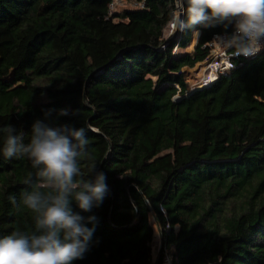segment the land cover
<instances>
[{"label":"trees","instance_id":"16d2710c","mask_svg":"<svg viewBox=\"0 0 264 264\" xmlns=\"http://www.w3.org/2000/svg\"><path fill=\"white\" fill-rule=\"evenodd\" d=\"M113 1L0 0V236L35 231L21 200L39 186L27 157L3 156L2 129L28 143L41 120L85 128L82 171L95 163L110 190L89 213L72 202L97 217L73 264H164L165 249L173 264H264V49L177 98L221 29L168 40L174 0H122L143 7L111 15Z\"/></svg>","mask_w":264,"mask_h":264},{"label":"clouds","instance_id":"9594fccd","mask_svg":"<svg viewBox=\"0 0 264 264\" xmlns=\"http://www.w3.org/2000/svg\"><path fill=\"white\" fill-rule=\"evenodd\" d=\"M169 26L173 33L188 30L195 35L200 29L220 28L215 34L217 42L230 49L232 57L249 58L264 49V0H174ZM49 115L51 110L45 112V117ZM58 115L67 116L69 110L61 109ZM2 131L7 133L3 156L27 157L38 169L39 186L21 200L34 215L35 231L0 236V264H73L84 259L97 217L75 212L72 202L89 213L102 205L110 191L105 173L96 171L95 163L87 175L82 171L81 160L88 156L89 143L85 128L50 126L36 120L28 143L12 125ZM92 173L93 179H88ZM10 200L16 203L15 197Z\"/></svg>","mask_w":264,"mask_h":264},{"label":"built area","instance_id":"2783aa9c","mask_svg":"<svg viewBox=\"0 0 264 264\" xmlns=\"http://www.w3.org/2000/svg\"><path fill=\"white\" fill-rule=\"evenodd\" d=\"M123 2L122 0H114L110 5V14L114 15L112 9L115 7L116 3ZM137 7H143V5H137ZM179 31L175 33L170 29V33L168 36H165L168 40L174 39ZM165 34V33H164ZM174 36V37H173ZM208 48V56L203 61L198 63L194 68L184 67L180 74H182L185 78L186 88L181 87L179 84H175L176 89L178 90L177 98H181L189 93L194 92L195 90L202 89L205 87L211 86L217 80H219L222 76H226L231 71L239 68L242 62L246 60L253 59L259 55V53L255 56L244 58L239 57L238 59L231 56V50H226L223 48L216 40L215 36L212 41L207 45ZM175 52L178 51V46L174 49ZM232 63L236 66L234 68L228 67V64ZM191 77V83L189 85L186 84L188 77ZM162 248V245H161ZM161 251V250H160ZM174 258L173 253L170 250L165 249L164 255V264H173Z\"/></svg>","mask_w":264,"mask_h":264},{"label":"rangeland","instance_id":"374dc122","mask_svg":"<svg viewBox=\"0 0 264 264\" xmlns=\"http://www.w3.org/2000/svg\"><path fill=\"white\" fill-rule=\"evenodd\" d=\"M136 6L137 5H135V4L131 3V2L123 1V2H120V3H116L115 4V7L112 9V12H113V14H119V15H121L125 9H127V8H135ZM170 29H171L170 26H168L165 29V31H164L165 36H168L169 35ZM195 37H196V35H195ZM188 78L189 79H187V82H186L187 85H189L191 83V80H190L191 77L189 76ZM185 88H186V86H185ZM156 233L157 234L155 236L154 245H153V252H154V256L155 257L160 252V250H161V243H162L161 236L159 234L158 229H157Z\"/></svg>","mask_w":264,"mask_h":264},{"label":"crops","instance_id":"0c3cea01","mask_svg":"<svg viewBox=\"0 0 264 264\" xmlns=\"http://www.w3.org/2000/svg\"><path fill=\"white\" fill-rule=\"evenodd\" d=\"M196 36H197V37H196V43H195V46H196V44H197V40H198V36H199V35H196ZM194 39H195V34L193 35V40H194ZM193 40H192V41H193ZM191 43H192V42H191ZM190 45H191V44H190ZM190 45H189V47H190ZM189 47H188L186 50H183L182 52H184V53H185V52H187V53H191V52L194 50V48H195V47H194L193 50L190 51V50H189Z\"/></svg>","mask_w":264,"mask_h":264},{"label":"water","instance_id":"95a60500","mask_svg":"<svg viewBox=\"0 0 264 264\" xmlns=\"http://www.w3.org/2000/svg\"><path fill=\"white\" fill-rule=\"evenodd\" d=\"M174 37V36H173ZM191 93H189V94H187V95H190ZM187 95H185V96H187ZM158 231H159V234H160V236H161V241H163V234H162V231L158 228ZM161 245H162V243H161ZM160 255H161V251L158 253V255H157V261H158V259H159V257H160Z\"/></svg>","mask_w":264,"mask_h":264}]
</instances>
